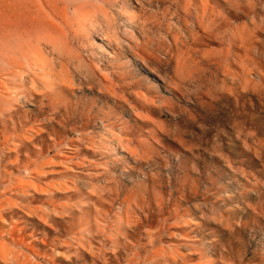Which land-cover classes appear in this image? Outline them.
<instances>
[{
	"label": "rangeland",
	"instance_id": "rangeland-1",
	"mask_svg": "<svg viewBox=\"0 0 264 264\" xmlns=\"http://www.w3.org/2000/svg\"><path fill=\"white\" fill-rule=\"evenodd\" d=\"M108 10L119 23L120 12L148 17L145 33L129 27L155 38L150 66L128 47L120 60L102 52L96 36L90 50L77 41L69 94L86 112L62 106L48 120L50 106L22 101L15 121L34 123L0 121V264H264V0ZM95 65L117 85L129 69L135 84L109 91ZM65 155L73 162H57Z\"/></svg>",
	"mask_w": 264,
	"mask_h": 264
},
{
	"label": "bare ground",
	"instance_id": "bare-ground-1",
	"mask_svg": "<svg viewBox=\"0 0 264 264\" xmlns=\"http://www.w3.org/2000/svg\"><path fill=\"white\" fill-rule=\"evenodd\" d=\"M111 1L0 0V121L4 125H6V121L27 124L37 120L32 121L27 117L18 116L15 121V115L22 101L32 105L38 103L40 110L50 106L52 113L43 117V119L48 120H55V114L60 112L62 106L64 108L70 107L74 112L80 109H82L80 111L82 114L86 112L88 107L86 108L82 101H79L82 104L73 101L69 94L70 90L75 87L76 81L71 75L68 61L73 57L80 59V53L75 44L77 41H81L90 50L93 48L92 37L96 36L100 40L97 43V48L102 52L105 51L108 55L119 59L121 55L125 54V47H128L138 61L140 60L146 66H150L146 52L152 54L155 38L147 34L145 41H141L135 31L129 27L139 22L142 25L143 33H145L148 30L146 23L148 17L142 21L135 12H120L124 16L123 22H127L124 23L125 27L122 29L121 24L123 22L119 23L116 17L110 15L108 10ZM141 7L135 6L138 9H142ZM107 46L112 50H109ZM116 65L123 67L125 64L118 62ZM151 67L153 66L151 65ZM87 68L92 69L93 74H96L97 69L102 71V78L98 79L99 84L116 94V86L135 84V79L131 83L125 81V76L134 77L129 69L124 68L125 70L120 71V75L117 76L123 83L117 85L110 78L111 74L106 72L109 71L107 68H100L97 65L95 68H91V66H87ZM90 74H87L86 79L90 77ZM83 76L85 77V75ZM104 81L109 82V84L104 83ZM86 86L91 88L92 83L88 82ZM134 110L138 116L139 113L136 109ZM36 133L39 134V130ZM23 136V138H31V136ZM120 148L130 152L133 156L139 154L138 150L123 143V141ZM54 159V157L49 158L45 163H52ZM73 159L74 156L65 155L62 158L59 157L57 162L65 164L73 162ZM75 163L82 166L92 164L89 159H82ZM40 168L41 166L35 167L33 169L34 174H31L30 177L39 179L43 173ZM33 178L21 183H32L36 188L40 186L43 191L48 189V187L35 184ZM47 185L53 187L55 182ZM52 205V211L58 212L57 205ZM59 207L64 212H68V208H70L63 204ZM31 211L37 213L35 210L31 209ZM37 214L42 220H47L48 217L52 216L46 211ZM128 220H133L130 214H128Z\"/></svg>",
	"mask_w": 264,
	"mask_h": 264
}]
</instances>
